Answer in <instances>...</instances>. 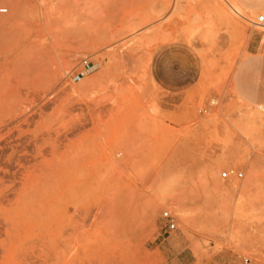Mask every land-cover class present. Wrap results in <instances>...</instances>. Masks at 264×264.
<instances>
[{
	"label": "rangeland",
	"instance_id": "374dc122",
	"mask_svg": "<svg viewBox=\"0 0 264 264\" xmlns=\"http://www.w3.org/2000/svg\"><path fill=\"white\" fill-rule=\"evenodd\" d=\"M236 2L0 0V264H264V12Z\"/></svg>",
	"mask_w": 264,
	"mask_h": 264
},
{
	"label": "built area",
	"instance_id": "2783aa9c",
	"mask_svg": "<svg viewBox=\"0 0 264 264\" xmlns=\"http://www.w3.org/2000/svg\"><path fill=\"white\" fill-rule=\"evenodd\" d=\"M7 13H8V8L0 7V16L6 15ZM257 24H260L261 26L264 25V15H260L258 17ZM82 67H83V70H82V72H80V74L91 72L94 69V66L92 65L91 62H89V60H83ZM231 177H235V178L241 180L244 178V174L241 172L236 173L235 171L230 170V171L224 172L222 175V178L225 180H228ZM163 218L167 220L169 230H171V231L176 230L177 222L168 211L164 212Z\"/></svg>",
	"mask_w": 264,
	"mask_h": 264
},
{
	"label": "crops",
	"instance_id": "0c3cea01",
	"mask_svg": "<svg viewBox=\"0 0 264 264\" xmlns=\"http://www.w3.org/2000/svg\"><path fill=\"white\" fill-rule=\"evenodd\" d=\"M245 10H247L251 16H256L264 12V0H236ZM236 2V3H237ZM237 3V4H238ZM238 4V5H239ZM242 9V8H241ZM260 44H258L259 48ZM250 67V64L246 61L241 62L238 66L240 71L239 77L242 78L246 70ZM244 78V77H243ZM242 78V79H243Z\"/></svg>",
	"mask_w": 264,
	"mask_h": 264
},
{
	"label": "bare ground",
	"instance_id": "6f19581e",
	"mask_svg": "<svg viewBox=\"0 0 264 264\" xmlns=\"http://www.w3.org/2000/svg\"><path fill=\"white\" fill-rule=\"evenodd\" d=\"M237 187V186H236ZM235 190V187L233 186L230 190ZM237 189V188H236ZM227 190L229 191V187H227ZM184 217V216H183Z\"/></svg>",
	"mask_w": 264,
	"mask_h": 264
}]
</instances>
